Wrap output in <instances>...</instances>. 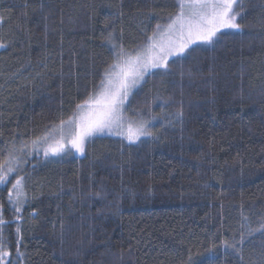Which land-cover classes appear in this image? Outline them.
<instances>
[{"label": "trees", "instance_id": "1", "mask_svg": "<svg viewBox=\"0 0 264 264\" xmlns=\"http://www.w3.org/2000/svg\"><path fill=\"white\" fill-rule=\"evenodd\" d=\"M237 5L240 31L171 58L130 96L129 117H157L152 137L21 157L19 213L17 176L0 185L6 264H264V0ZM177 11V0H0V150L73 115L112 63L110 32L131 50Z\"/></svg>", "mask_w": 264, "mask_h": 264}, {"label": "snow or ice", "instance_id": "2", "mask_svg": "<svg viewBox=\"0 0 264 264\" xmlns=\"http://www.w3.org/2000/svg\"><path fill=\"white\" fill-rule=\"evenodd\" d=\"M236 4L238 0H177L178 11L169 16L168 23L157 24L152 35L147 37V43L131 50L123 43H116L114 33L110 32L106 44L112 54V63L104 70L93 92L76 105L73 115L67 121L61 119L57 128L33 139L30 146L26 142L20 147L13 143L6 150H0V155L4 156L0 160V185L6 186L13 174L17 176L8 191L9 204L14 211L19 213L27 202L25 177L19 176L22 170L19 165L26 162L21 157L30 154L25 153L26 148L37 151L42 148L46 158L71 155L73 150L83 156L86 144L100 135L119 136L130 145L140 142L142 137H152L154 133L149 130V125L157 117L146 119L138 110H133L134 118L125 115L126 103L130 102L133 91L145 82L146 76L169 74L170 58L189 55L197 44L215 46L225 30L240 31L239 14L234 10ZM3 47L5 45L0 43V48ZM175 115L181 118L183 113L178 111ZM5 224L0 215V228ZM244 242L241 238L232 244L225 243V250H236L237 243L242 245ZM8 255L0 233V264H6ZM17 255H20L18 250Z\"/></svg>", "mask_w": 264, "mask_h": 264}, {"label": "rangeland", "instance_id": "3", "mask_svg": "<svg viewBox=\"0 0 264 264\" xmlns=\"http://www.w3.org/2000/svg\"><path fill=\"white\" fill-rule=\"evenodd\" d=\"M238 2H239V0H238ZM237 4L236 5H234V10L236 11V9H237ZM238 20V19H237ZM171 59V58H170ZM147 77V76H146ZM145 77V78H146ZM136 90V89H135ZM133 93H134V91H133ZM131 98V97H130ZM129 98V99H130ZM126 105H127V103H126ZM125 115L127 116V117H129L128 115H127V112H125ZM55 128H57V127H54L53 129H55ZM149 128H150V125H149ZM150 130V129H149ZM53 135H57V133L56 132H53ZM105 135H107V134H105ZM100 136H103V135H100ZM109 136H113L114 137V135H109ZM116 137H119V136H116ZM57 138H58V135H57ZM121 138V137H120ZM142 138H144V137H142ZM29 144V146L31 145V143H28ZM86 146H87V144H86ZM86 149V148H85ZM73 152L77 155V156H79V157H82L80 154H78V153H76L74 150H73ZM25 153H34V154H40V155H42V156H44L43 155V150H42V148L39 150V151H37V150H34V149H31V147H29V148H26L25 149ZM23 157H25V155H23ZM45 157V156H44ZM50 157V156H49ZM48 157V158H49ZM22 161H26L25 159H22ZM26 163L27 162H22L20 165H19V167L21 168V169H23V168H25V166H26Z\"/></svg>", "mask_w": 264, "mask_h": 264}]
</instances>
